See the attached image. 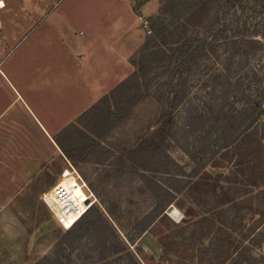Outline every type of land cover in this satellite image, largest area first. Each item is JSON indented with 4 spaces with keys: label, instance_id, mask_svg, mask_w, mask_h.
<instances>
[{
    "label": "rangeland",
    "instance_id": "374dc122",
    "mask_svg": "<svg viewBox=\"0 0 264 264\" xmlns=\"http://www.w3.org/2000/svg\"><path fill=\"white\" fill-rule=\"evenodd\" d=\"M2 1L0 184L17 181L25 188L14 199L0 196V200L13 199L0 211V264H36L44 258L51 259L48 264H96L102 246L93 248V242L99 237L114 242L113 233L137 264H264V0H242L234 8H222L217 31H226L229 38L238 35L246 43L257 42L261 48L254 51L247 44L242 48L247 54L221 53L194 67L185 77L188 100L159 149L140 151L163 125L165 105L158 103L155 89L165 77L145 84L149 76L137 81L139 86L126 95L128 100L118 96L112 116L95 113L72 131L67 141L72 149L92 142L103 148L83 161L60 156L39 132L35 119L45 116L51 124L62 118L53 107V95L42 93L43 62L53 68L71 51L67 44L73 48L90 44L94 36L110 29L119 34L129 28L143 35L144 43L154 35L153 19L167 0ZM183 7L178 5L176 10ZM139 17L148 21L151 33ZM62 32L70 40L67 44L61 41ZM224 90H229L225 111L236 116L230 127L239 128L241 136L222 150L215 142L221 127L215 123L214 107L222 102L217 96ZM45 101L48 106H43ZM250 105L255 106V120L248 127ZM193 106L206 122L186 137L187 111ZM186 140L189 151L197 153L195 161L183 151ZM166 157L182 166L187 187L175 195L163 216L138 235L135 224L158 203L155 183L165 187L162 176L170 164ZM69 165L91 193V206L103 218L102 228L80 225L67 235L69 229L40 199L45 194L50 200V189ZM23 172L27 179L20 176ZM175 211L176 218L172 217ZM131 236L134 241L128 240ZM105 257L102 263L129 264L116 260L118 255Z\"/></svg>",
    "mask_w": 264,
    "mask_h": 264
},
{
    "label": "trees",
    "instance_id": "16d2710c",
    "mask_svg": "<svg viewBox=\"0 0 264 264\" xmlns=\"http://www.w3.org/2000/svg\"><path fill=\"white\" fill-rule=\"evenodd\" d=\"M242 0H167L165 3L161 0L162 6L159 9L158 15L154 18V35L145 41L137 52L130 58L129 62L135 69L131 75L118 84L107 95L102 97L96 104H94L85 113L79 116L74 123L65 127L62 131L55 136L54 141L61 150L64 157L71 161H83L88 159V154L101 148L98 143L92 142L87 146L77 147L72 149L67 142L72 131L78 130V126L82 124L83 120L95 113H103L108 117L113 115L112 109L118 105V96L128 95L134 88H137L138 80L140 78H149L145 84L152 83L158 80L160 77L164 78L156 85L155 91L156 97L160 105L163 107L164 115L161 117L162 127L158 129V135H153L152 138L143 142L141 152H145L149 147L159 149V144L164 142L166 133L170 130L174 123L176 114L182 105L188 100L189 86L187 87L186 76L190 75L193 68L200 65L203 60L210 59L213 56L219 57L221 53L230 52L231 57H235L238 54H247L246 51H242L244 45H251L254 47V51L260 49V44L254 41L246 43L245 39L239 38L238 35H233L232 41L227 35L226 31L218 32L219 13L223 7L234 8ZM183 4V10H176L178 5ZM170 16V20L167 19ZM201 29L211 31L209 35H206ZM213 30V31H212ZM237 30V29H236ZM235 30V31H236ZM226 33V34H225ZM230 39V40H228ZM161 46V47H160ZM162 46H166L164 50ZM258 46V47H257ZM156 48L155 52H152V48ZM159 55V56H158ZM156 62V63H155ZM151 73L153 75H151ZM229 90H224L217 96L220 102L217 108L214 107L216 112L215 123L220 126L218 130V136L216 143L220 149L230 148L241 136L239 128L232 129L230 124L234 123L236 116L231 111H225V102ZM132 98L131 96H129ZM128 100V96H126ZM218 100V99H217ZM165 103V104H164ZM257 106V105H256ZM252 107V109H250ZM251 110L250 120L248 127H250L255 120L254 110L255 106L250 105ZM105 110V111H103ZM187 119L184 133L186 137L190 134H194L195 127L201 124H205L204 116L198 111V108L193 106L187 111ZM159 121V122H160ZM189 125V127H188ZM165 127V128H163ZM167 130V131H166ZM166 132V133H165ZM145 144V145H144ZM190 143L187 142L182 145L183 151L187 153L192 161L196 160V151L192 153L189 151ZM147 146V147H146ZM77 151L79 155H74ZM94 153V152H93ZM170 164H168L164 174L162 176L163 185L155 183L156 188L160 191L157 194L158 203L136 224L134 231L138 235L146 232L150 226L161 216L165 211V208L172 203L175 199V195L183 191L188 184V180L184 179L185 171L182 166L178 165L172 158L166 157ZM194 172L193 174H195ZM97 214V218L93 219V215ZM81 225V226H80ZM85 226L86 229L92 227H103V218L98 209L90 207L67 231V235H71L73 232L78 231V227ZM109 228V227H107ZM101 231V230H100ZM115 236V241L109 243L105 238H96L93 242L95 248L97 245L102 246V257L96 264H108L102 263L106 259L105 256H116V260H126L128 263L137 264L134 257L126 250L125 244ZM129 241H134V237L128 238ZM107 251V252H106ZM104 258V259H103ZM50 258H44L36 264H48ZM101 262V263H100Z\"/></svg>",
    "mask_w": 264,
    "mask_h": 264
},
{
    "label": "crops",
    "instance_id": "0c3cea01",
    "mask_svg": "<svg viewBox=\"0 0 264 264\" xmlns=\"http://www.w3.org/2000/svg\"><path fill=\"white\" fill-rule=\"evenodd\" d=\"M61 35V41H66L67 44L70 40L66 39L65 33L62 32ZM4 36H9L8 32ZM142 43L143 35L133 34L129 28L119 34H114V31L110 29L101 31L100 34L94 36L90 44H83L75 48L67 44L71 51H67L63 60L54 65L55 71L47 65L48 63L43 62L40 72L42 93L45 96L53 95V107L58 110L57 116L62 118L58 122L49 124L44 116L41 120L35 119V122L39 132L47 138L60 156L64 155L54 141L55 136L65 127L74 123L78 116L90 109L132 72L129 60ZM60 51L63 52V49ZM18 97L23 99L21 95ZM43 104V106H48L47 101ZM39 114L45 115L46 113L39 111ZM48 159V161H58L52 157H48ZM21 174L20 176L27 179L24 172ZM20 176L18 174L16 180H19ZM17 183L16 181L0 184V196H13V199L21 196L25 187L19 186ZM44 195L40 197L42 202ZM13 199H1L0 211H3Z\"/></svg>",
    "mask_w": 264,
    "mask_h": 264
},
{
    "label": "built area",
    "instance_id": "2783aa9c",
    "mask_svg": "<svg viewBox=\"0 0 264 264\" xmlns=\"http://www.w3.org/2000/svg\"><path fill=\"white\" fill-rule=\"evenodd\" d=\"M139 20L141 21V26L147 31V33H151L150 29H148V21L144 20L142 17H139ZM73 184H75L76 187L82 189L86 196L91 199L92 195L89 192L86 184L71 165L63 169L60 180L57 181L49 191L55 201L54 206H49V199L47 200L45 199V195L43 196L44 203L63 228L65 223L70 220L74 213H77V210H75L70 204V188L73 187ZM91 204L92 200H90L87 206L84 207L81 215L78 218H80L91 207Z\"/></svg>",
    "mask_w": 264,
    "mask_h": 264
},
{
    "label": "bare ground",
    "instance_id": "6f19581e",
    "mask_svg": "<svg viewBox=\"0 0 264 264\" xmlns=\"http://www.w3.org/2000/svg\"><path fill=\"white\" fill-rule=\"evenodd\" d=\"M5 8V3L3 1H0V10ZM72 182V181H70ZM70 204L74 207L75 210H77V213H74V215L70 218L69 221H67L64 225L65 228H70L76 221L77 218L81 215L82 210L85 206H87V201H90L91 199L86 196L84 191L78 187H76L75 184H73V187L70 188ZM50 200H51V206H54V199L52 198V195L50 194ZM84 201V202H83ZM178 212L175 211L172 214V217H177L176 214ZM79 219V218H78Z\"/></svg>",
    "mask_w": 264,
    "mask_h": 264
},
{
    "label": "water",
    "instance_id": "95a60500",
    "mask_svg": "<svg viewBox=\"0 0 264 264\" xmlns=\"http://www.w3.org/2000/svg\"><path fill=\"white\" fill-rule=\"evenodd\" d=\"M89 201H87L86 203L88 204Z\"/></svg>",
    "mask_w": 264,
    "mask_h": 264
}]
</instances>
